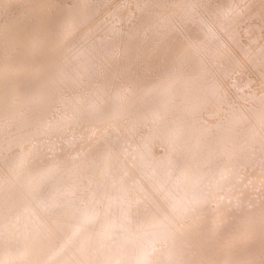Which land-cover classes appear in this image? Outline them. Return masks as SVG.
I'll return each instance as SVG.
<instances>
[{
	"label": "bare ground",
	"instance_id": "6f19581e",
	"mask_svg": "<svg viewBox=\"0 0 264 264\" xmlns=\"http://www.w3.org/2000/svg\"><path fill=\"white\" fill-rule=\"evenodd\" d=\"M0 264H264V0H0Z\"/></svg>",
	"mask_w": 264,
	"mask_h": 264
}]
</instances>
